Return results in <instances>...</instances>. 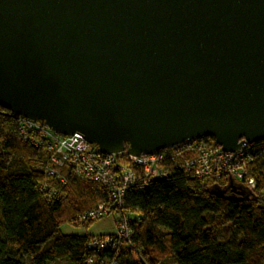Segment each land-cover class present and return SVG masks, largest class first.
Returning a JSON list of instances; mask_svg holds the SVG:
<instances>
[{
    "label": "water",
    "instance_id": "obj_1",
    "mask_svg": "<svg viewBox=\"0 0 264 264\" xmlns=\"http://www.w3.org/2000/svg\"><path fill=\"white\" fill-rule=\"evenodd\" d=\"M0 108L99 152L264 141V0H0Z\"/></svg>",
    "mask_w": 264,
    "mask_h": 264
},
{
    "label": "trees",
    "instance_id": "obj_2",
    "mask_svg": "<svg viewBox=\"0 0 264 264\" xmlns=\"http://www.w3.org/2000/svg\"><path fill=\"white\" fill-rule=\"evenodd\" d=\"M48 159L25 141L19 118L0 108V264H264L263 153L247 169L255 189L231 176L200 179L177 169L130 189L112 214L129 219L133 237L114 252L91 251L94 236L61 232L89 227L80 216L98 202L112 204L99 183L70 173L64 185L47 176Z\"/></svg>",
    "mask_w": 264,
    "mask_h": 264
},
{
    "label": "built area",
    "instance_id": "obj_3",
    "mask_svg": "<svg viewBox=\"0 0 264 264\" xmlns=\"http://www.w3.org/2000/svg\"><path fill=\"white\" fill-rule=\"evenodd\" d=\"M18 118L20 132L25 141L47 151V176L65 185L68 182V174L71 173L77 178L99 183L109 192L112 206L101 203L85 212L79 218V222L84 224L96 222L112 214V207L123 209L130 189L148 187L152 181L170 177L176 169L200 179L220 180L231 176L240 181H247L248 186L255 189V182L249 178L247 169L256 154H264V141L249 143L242 139L239 150L229 153L224 152L213 138L205 137L188 141L173 149L141 154L139 157L130 155L127 151L109 155L99 152L79 133L62 136L41 122ZM211 144L212 147L206 149ZM115 218V232L94 236L89 244L91 251H119L122 243L128 244L131 241L133 231L129 219L124 215ZM87 264L117 262L92 258L87 260Z\"/></svg>",
    "mask_w": 264,
    "mask_h": 264
},
{
    "label": "rangeland",
    "instance_id": "obj_4",
    "mask_svg": "<svg viewBox=\"0 0 264 264\" xmlns=\"http://www.w3.org/2000/svg\"><path fill=\"white\" fill-rule=\"evenodd\" d=\"M213 144L206 147V149H210ZM100 204H95L92 208L97 207ZM116 230V218L109 214L108 216H105L104 218L97 220L96 222H93L89 227H78L73 228L72 226L65 225L61 228V232L63 234H78V235H90V236H99V235H106V234H112ZM228 232V231H227ZM225 231V235L227 233ZM49 264H72L69 260H58L55 262H51Z\"/></svg>",
    "mask_w": 264,
    "mask_h": 264
}]
</instances>
